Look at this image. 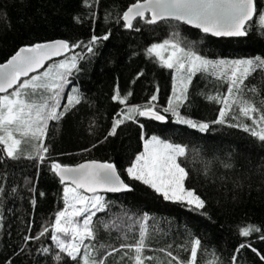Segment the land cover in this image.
I'll return each mask as SVG.
<instances>
[{"label": "trees", "instance_id": "trees-1", "mask_svg": "<svg viewBox=\"0 0 264 264\" xmlns=\"http://www.w3.org/2000/svg\"><path fill=\"white\" fill-rule=\"evenodd\" d=\"M134 2L88 0L91 5L88 7L85 0H0V63L22 45L57 38L86 44L92 35L110 34L108 40L95 47V55L87 53L86 48H77L46 64L45 67L74 53L85 57L78 64L81 70L68 77L70 83L63 89L60 101L61 106L67 104L68 97L74 95L73 89H78L81 102L59 121L48 122L43 140L49 148L44 154L47 159L43 163L28 159L0 160V186L5 188L0 196V264L8 261L56 264L53 255L58 250L50 239L51 233L39 240L27 243L24 240L27 235H37L42 226L50 225L55 213L64 207L63 185L50 170L54 161L61 165L85 160L114 163L131 191L101 193L109 207L98 213V218L105 222L115 220L127 231V224L131 223L127 217L138 218L147 213L151 218L154 251L145 254L155 255L165 264L168 258L158 249L171 244L173 255L187 260L189 253L181 251L179 246L190 248L194 238L202 242L197 264H215L213 253L220 264H233L232 257L241 243H250L264 254V240L259 238L264 234V144L242 128L231 126L251 121L240 117L227 118L224 124L212 123L218 118L221 105L207 100L205 95L223 94L226 84L205 73L193 77L189 87L192 103L180 112L193 120L209 123V129L200 132L174 122L171 113L162 112L173 94V70L162 67L145 54L152 43L161 42L178 31L181 38L194 42L200 54L209 59L264 58V30L258 17L249 24L245 37L216 38L174 21L148 25L137 19L133 22L134 29H127L121 16ZM256 4L258 12L264 11V0H256ZM76 17L81 22H76ZM141 72L143 75L137 78ZM246 83L257 89V94H249L248 98L259 104L264 96V72L254 73ZM117 87L121 96L132 93L126 104L113 101ZM153 94L158 97L154 103L166 116L165 121L138 117L119 125L116 134L108 136L118 113L129 106L147 104ZM149 134L186 147V157L179 158L189 171L185 184L206 201L207 216L180 203L166 201L150 187L127 176V166L141 150L143 136ZM36 143L24 145L25 151L34 154ZM224 163H231L233 167L225 168ZM33 187L36 191H29ZM33 198L37 201L35 206L31 204ZM248 225L259 227L261 232L241 236L239 229ZM137 232L138 228H134L128 233L130 242ZM118 235L116 230L110 234L101 231L95 243L97 247L100 243L118 246L121 243ZM44 247L53 251L43 254L40 250ZM66 259L68 264H79ZM117 259L113 257L110 264H115ZM236 264H264V261L245 248L237 254Z\"/></svg>", "mask_w": 264, "mask_h": 264}, {"label": "snow or ice", "instance_id": "snow-or-ice-1", "mask_svg": "<svg viewBox=\"0 0 264 264\" xmlns=\"http://www.w3.org/2000/svg\"><path fill=\"white\" fill-rule=\"evenodd\" d=\"M85 5L91 6L88 0H85ZM146 13H150V17H146ZM92 15L94 16V13ZM257 17L261 29L264 30V11L258 12L256 0H136L123 12L121 19L127 29H134L133 22L137 19L148 25L174 21L193 26L215 37H245L248 35L249 24ZM75 20L81 22L79 17ZM135 30L139 31L138 28ZM109 35H92L86 44L82 41L70 43L67 40L36 43L19 48L5 63H0V160L28 159L43 163L47 159L44 154L49 152V148L43 140L47 136L48 122L59 121L65 113L81 102L79 90L73 89L74 95L68 97V103L63 106L60 103L63 89L70 83L68 77L81 70L78 64L85 57L74 53L67 59L48 64L47 67L45 62L77 48H86L87 53L95 55V47L101 41L108 40ZM145 54L177 74L174 80H177L178 84L174 83L173 94L168 105L162 109L163 113H171L177 123L198 129L200 132L208 130L209 123L183 116L180 109L192 103L189 87L193 77L197 74H211L224 80L226 84L223 94L201 93L207 100L221 105L218 118L212 123L224 124L227 118L243 117L251 123L241 121L231 126L242 128L264 144V96L259 104L248 98L249 94H257V89L246 83L254 73L264 72V58L209 59L200 54L194 42L181 38L178 31H173L161 42L152 43L146 48ZM40 69L43 71H38ZM142 75V72L138 73L137 78ZM131 95L132 93L128 92L121 96L117 87L112 99L126 104ZM157 98V95L153 94L147 104L129 106L126 111L118 113L117 115H122L123 118L114 120L108 136L115 135L119 125L126 121H135L138 117L165 121L166 116L161 114V110H157L154 103ZM143 127L141 124L140 128ZM107 138L106 136L105 139ZM34 141L37 142L34 145V154L27 153L24 145ZM186 154L185 146L153 135L150 139H144V151L135 156L134 162L126 171L132 180L142 182L164 200L180 203L193 212L207 216L206 201L194 189L185 188L189 171L182 166L179 158L186 157ZM223 166L233 167L231 163H224ZM50 170L63 185L64 207L55 213L54 221L50 225L42 226L37 235L25 236L26 243L51 233L50 239L58 250L53 255L56 264H68L66 258L79 264H110L113 257H118L115 264H165L159 257L145 254L154 251L151 248V218L147 213L138 218L127 217V220L131 221L127 224V231L115 220L105 222L98 218L97 214L105 212L109 207V202L99 195L100 191H131L129 184L121 179L114 163L89 161L69 167L54 161ZM239 186L237 184V187ZM12 191L15 193L16 189ZM29 191L35 192L36 189L33 187ZM4 193L5 188L0 186V196ZM36 203L33 198L31 204L35 206ZM134 228H138V232L130 242L128 233ZM113 230L119 233L117 239L121 243L118 246L100 243L97 247L95 241L98 240L99 233L103 231L110 234ZM259 232L261 229L254 225L239 229V234L243 237ZM259 238L264 240V234ZM201 243L200 238H194L190 248L179 246L181 251L189 253L187 260L173 255L171 244L158 251L168 258L167 264H197ZM245 248L251 249L264 261V254L258 252L250 243H241L232 257L233 264H236L237 254ZM40 251L48 254L53 250L44 247ZM212 255L215 264H220L219 258L215 257L214 253ZM7 264L12 262L8 261Z\"/></svg>", "mask_w": 264, "mask_h": 264}, {"label": "water", "instance_id": "water-1", "mask_svg": "<svg viewBox=\"0 0 264 264\" xmlns=\"http://www.w3.org/2000/svg\"><path fill=\"white\" fill-rule=\"evenodd\" d=\"M135 3V2H134ZM133 4V3H132ZM131 5V4H130ZM130 5H128V7L130 6ZM127 7V8H128ZM126 8V9H127ZM125 9V10H126ZM124 10V11H125ZM123 14V13H122ZM146 15L148 16V17H150V13H146ZM122 17V16H121ZM122 20V19H121ZM122 22L124 23V21L122 20ZM182 23V22H181ZM186 25V24H185ZM187 26H189V27H192V28H195V27H193V26H190V25H187ZM196 29V28H195ZM200 31V30H199ZM201 32V31H200ZM203 33V32H202ZM208 35H210V34H208ZM210 36H212V35H210ZM212 37H215V36H212ZM216 38H219V37H216ZM56 40H63V39H59V38H57V39H52V40H47V41H42V42H37V43H47V42H52V41H56ZM34 44H36V43H34ZM31 45H33V44H30V45H22V46H20V47H18L14 52H13V54L12 55H14L15 54V52L19 49V48H21V47H25V46H31ZM68 53H65V54H63L62 56H59V57H53L52 58V60H55V59H59V58H62L63 56H65V55H67ZM12 55H10L5 61H3L2 63H5ZM52 60H50V61H52ZM50 61H46L45 62V66H46V64L48 63V62H50ZM41 70V69H40ZM40 70H38V71H40ZM32 74H34V73H30V75H32ZM22 79H24V78H22ZM89 161H97V162H101V163H103V162H107V161H98V160H85V161H82V162H79V163H77V164H73V165H64V166H69V167H75V166H77V165H79V164H82V163H86V162H89ZM57 177V176H56ZM58 178V177H57ZM122 179V178H121ZM58 180H59V178H58ZM123 180V179H122ZM60 181V180H59ZM125 192V191H124ZM101 193H110V194H117V193H122V192H117V193H111V192H104V191H100L99 192V194H101ZM85 194H87V195H91V193H85Z\"/></svg>", "mask_w": 264, "mask_h": 264}, {"label": "rangeland", "instance_id": "rangeland-1", "mask_svg": "<svg viewBox=\"0 0 264 264\" xmlns=\"http://www.w3.org/2000/svg\"><path fill=\"white\" fill-rule=\"evenodd\" d=\"M165 55H167V54H165ZM248 58H251V57H248ZM245 59V58H244ZM43 71V69L41 70V72ZM32 75H34V74H32ZM177 74L174 72V70H173V85H174V83H177L178 84V81L177 80H174V76H176ZM118 118H123L122 117V115L121 116H118L117 118H115V119H118ZM114 119V120H115ZM171 120H173L174 122H176V120H175V118L171 115ZM114 123V122H113ZM112 129V128H111ZM153 135H155V136H158V135H156V134H149V135H147V136H143V138H142V148H141V150L136 154V155H138V154H140L141 152H143L144 151V139H150L151 138V136H153ZM159 137V136H158ZM161 138V137H160ZM162 139V138H161ZM163 140H166V139H163ZM168 142H170V143H173V142H171V141H169V140H167ZM173 144H178V143H173ZM181 145V144H180ZM135 155V156H136ZM135 156H134V158H133V160H132V162L130 163V165L134 162V160H135ZM130 165H128L127 166V168L130 166ZM126 168V169H127ZM126 174H127V171H126ZM127 176H128V174H127ZM129 177V176H128ZM130 178V177H129ZM185 188H190V187H188V186H186V184H185ZM192 189V188H191ZM99 195H102V194H99Z\"/></svg>", "mask_w": 264, "mask_h": 264}]
</instances>
